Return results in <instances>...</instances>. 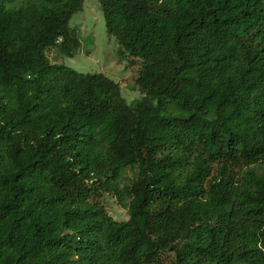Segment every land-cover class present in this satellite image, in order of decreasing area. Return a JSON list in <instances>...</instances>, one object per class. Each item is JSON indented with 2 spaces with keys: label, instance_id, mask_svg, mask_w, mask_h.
Listing matches in <instances>:
<instances>
[{
  "label": "trees",
  "instance_id": "16d2710c",
  "mask_svg": "<svg viewBox=\"0 0 264 264\" xmlns=\"http://www.w3.org/2000/svg\"><path fill=\"white\" fill-rule=\"evenodd\" d=\"M83 1L0 0V264H264V0H99L134 104L46 54Z\"/></svg>",
  "mask_w": 264,
  "mask_h": 264
},
{
  "label": "rangeland",
  "instance_id": "374dc122",
  "mask_svg": "<svg viewBox=\"0 0 264 264\" xmlns=\"http://www.w3.org/2000/svg\"><path fill=\"white\" fill-rule=\"evenodd\" d=\"M68 23L76 30L79 47L72 56L56 48L47 49L50 62L65 64L83 73H101L118 83L125 103L134 104L142 96L136 84L140 64L122 51L114 35L107 33L99 0H84L82 9L74 12ZM100 201L114 219L128 218L127 209L112 195L103 193ZM161 264L171 263L164 257Z\"/></svg>",
  "mask_w": 264,
  "mask_h": 264
}]
</instances>
